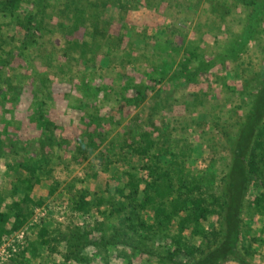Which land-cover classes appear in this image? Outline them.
I'll return each instance as SVG.
<instances>
[{"label": "rangeland", "instance_id": "obj_1", "mask_svg": "<svg viewBox=\"0 0 264 264\" xmlns=\"http://www.w3.org/2000/svg\"><path fill=\"white\" fill-rule=\"evenodd\" d=\"M180 172L200 235L120 210ZM26 193L0 264H264V0H0V212Z\"/></svg>", "mask_w": 264, "mask_h": 264}, {"label": "trees", "instance_id": "obj_2", "mask_svg": "<svg viewBox=\"0 0 264 264\" xmlns=\"http://www.w3.org/2000/svg\"><path fill=\"white\" fill-rule=\"evenodd\" d=\"M150 171L151 170L148 167V175ZM165 180L167 181V186L173 187L167 176ZM176 180L177 184L174 188H172L173 195H170L171 200L173 201L170 212L164 211L159 207V205L155 204V199L159 197L160 189L156 187L157 185L154 187L152 186V184H147V188H144V190L141 191V202L135 204V206H129L128 204V206H124L120 208V210H125V208H128V214L130 216H135L137 211H145L148 209L151 215V222H139L138 225V227L143 232L149 231L152 233L162 234V231L165 230L164 227L167 226L166 219L171 217L170 220L172 222L170 224H174L177 229V233L174 232L173 235L182 234L183 231L185 232L186 229L191 227L192 225V229H189L188 232L189 235H200L201 232L197 230L198 221L210 213L209 209H206V207L202 205L204 202L203 195L199 194L197 191L196 193L193 192V189L197 190L198 188H195V186L191 183H186V179L181 176V172L179 173V177H177ZM25 191L28 192L29 190L25 188ZM132 192L133 195H135V192ZM28 200L29 198L26 193L18 202H13L9 207L5 208L4 212H0V222H3L0 223V228L2 229V231H5L4 223L9 222V219L11 218L13 222L10 224L8 231L12 232L19 228L20 222H18L17 219L21 215V204L29 202ZM261 202L263 201L261 200ZM255 208L261 215H264V204L262 206L256 204ZM195 223L197 224L195 225ZM174 244L175 250H179V248L183 247L181 246V238H179L178 236L174 239ZM185 251L186 253H188V255L192 254V248H185Z\"/></svg>", "mask_w": 264, "mask_h": 264}]
</instances>
